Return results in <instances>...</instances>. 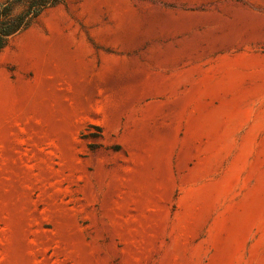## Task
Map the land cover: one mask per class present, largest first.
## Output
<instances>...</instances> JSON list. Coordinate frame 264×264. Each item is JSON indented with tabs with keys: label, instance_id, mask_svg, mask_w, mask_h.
Returning a JSON list of instances; mask_svg holds the SVG:
<instances>
[{
	"label": "rangeland",
	"instance_id": "374dc122",
	"mask_svg": "<svg viewBox=\"0 0 264 264\" xmlns=\"http://www.w3.org/2000/svg\"><path fill=\"white\" fill-rule=\"evenodd\" d=\"M0 264H264V0H61L14 36Z\"/></svg>",
	"mask_w": 264,
	"mask_h": 264
},
{
	"label": "trees",
	"instance_id": "16d2710c",
	"mask_svg": "<svg viewBox=\"0 0 264 264\" xmlns=\"http://www.w3.org/2000/svg\"><path fill=\"white\" fill-rule=\"evenodd\" d=\"M61 0H4L0 2V50L10 40L27 30L48 8Z\"/></svg>",
	"mask_w": 264,
	"mask_h": 264
}]
</instances>
